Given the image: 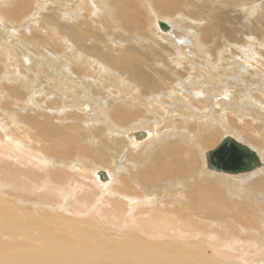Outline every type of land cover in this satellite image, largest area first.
Segmentation results:
<instances>
[{
  "label": "bare ground",
  "instance_id": "6f19581e",
  "mask_svg": "<svg viewBox=\"0 0 264 264\" xmlns=\"http://www.w3.org/2000/svg\"><path fill=\"white\" fill-rule=\"evenodd\" d=\"M107 1L0 0V66H4V70L12 68L15 69L14 73L16 71L12 75V72L3 70L5 75L0 78L3 81L0 84V99L4 100L9 93L14 100L19 99L16 92L12 93L17 82L20 89L28 91V97L35 101L38 88H32L33 84L46 92L52 91L48 92L50 94L58 93H55L56 96H45L43 102L38 101L35 105L30 102V106L23 107L25 114L21 116L22 120L31 118V122L38 126L36 129L40 133H34L37 138L35 141L45 142L47 146L44 148L49 152L48 155L58 162L49 160L48 164L47 160L42 159L44 156L35 155L37 152L34 151L30 152L27 161L37 166L31 164L25 167L17 156L15 158L19 163L10 162L6 156L0 159V180L5 182L1 185H6L4 187L9 188L10 193L16 192L20 196L16 197L15 202L6 201L3 197L0 199V228L7 226L6 232L0 230V261L16 258L29 263L38 260L42 263L49 260L51 263L53 260L77 261L80 258L83 262L86 258L97 260L95 258L101 257L107 260L117 256H131L141 260L142 264L143 261L149 262V259L155 262L165 260L164 264L175 261L182 264H193L196 261L198 264L200 259L208 261L211 258L210 255L205 257L208 251L203 248L206 244L199 238L196 239L198 245L193 240V247L179 254L173 251V244L150 239L165 236L172 238V235L178 234L186 236L189 241L192 236L196 237L211 229H206L197 221V215H202L206 220L216 221L218 225L221 222L232 227L231 236L224 229L221 231L225 235L220 231L213 232V229L211 234L210 231L208 233L210 237L205 233V240H211L212 249H216L215 258L231 260V257L244 253L241 260L243 263L238 262V259L231 263L250 264L258 260L264 264V249H253L262 241L261 236L255 230V233L246 236L247 231L253 228L259 229L263 225L264 229V139L256 133H249L240 124L231 123L229 117L232 115L226 117L227 113H234L244 125H250L257 131L261 124L264 130V101L261 100L262 103L259 97L264 98V73L260 71L261 66L264 68V57L259 48L264 49V43L251 34L246 37L248 43L245 45L244 41L240 44L239 38L235 40L240 41L239 44L231 42L222 33L214 38L210 32L209 35L201 34L202 28L210 22L201 17H197L199 19L196 22L191 21L192 25L185 23L189 18L176 22L171 18L169 22L172 26L169 23V29L162 32L155 25V21H163L162 18L154 21L146 8L156 1L163 11H167L168 6L174 3L169 4L166 0H144V9L141 10H134L130 0L129 5L126 0H118V3L113 0V5ZM190 1L180 5L187 6ZM218 1L217 5L223 2ZM225 2L230 5L236 1ZM245 2L239 1L245 13L256 10L255 5L245 8ZM191 4L185 10L192 14L195 8ZM176 8L177 5L171 6L168 11ZM99 10L105 18L106 14L108 16L104 29L100 22L94 20L95 12ZM250 15L253 14H247L248 22ZM131 16L136 21L133 23H137L136 29L129 24ZM227 30L230 27L225 28ZM219 37L226 50L230 47L232 51L216 46ZM37 54L41 56V63L36 65L39 59ZM47 61L48 69L44 68ZM19 65H23L24 70L28 68V75L22 74ZM32 72L31 77L29 74ZM57 100L60 101L53 107L50 103ZM75 111L79 117H76ZM141 132L143 135L140 137ZM224 134H232L238 139L231 137L242 143L254 144L250 147L263 165L253 170L255 172L252 174L245 172L242 173L245 175L237 177L207 170L208 149ZM4 141L8 151L12 145L24 149V146L18 145L19 140L17 143ZM108 157L117 166L109 172L104 169L108 178L102 180L99 175L101 170L98 169L108 163ZM109 179L111 182H101ZM134 185L149 197L137 198L139 193H136ZM156 188L161 191L166 189L169 195L171 193L184 201L175 202L174 197L175 203L165 210L156 201L159 195L155 194L153 198L157 204L150 200L151 191ZM29 195L56 205L49 207L44 201L30 202ZM128 199L139 201L136 200L137 203L131 209L125 210L129 205ZM69 205L74 206L75 212L89 213L90 217L86 220L88 223L93 224L100 218L105 220L108 217L116 226H133L138 230L137 234L151 237L150 241L146 240L143 245L126 246L125 243L133 239H127V235L131 234H128L129 228L127 233L119 232V228L114 231V235L105 233L102 236L99 235L102 230L97 231L96 228L92 231L94 236L87 233L89 227L70 235L68 232L60 233L59 230L51 231V227L56 228L58 225H51L53 220L47 216H56L54 213L60 210L67 211ZM25 221L30 223V228L24 226ZM49 224L50 229H46ZM134 228L131 229L134 231ZM118 241L124 242L122 244L125 248L118 249ZM80 242L92 245L81 247L78 245ZM94 242L98 248H92ZM187 244L190 245L191 241ZM110 246L118 250H112L114 248L110 249ZM84 249H90L92 254H87L89 251ZM221 261L225 262V259Z\"/></svg>",
  "mask_w": 264,
  "mask_h": 264
},
{
  "label": "rangeland",
  "instance_id": "374dc122",
  "mask_svg": "<svg viewBox=\"0 0 264 264\" xmlns=\"http://www.w3.org/2000/svg\"><path fill=\"white\" fill-rule=\"evenodd\" d=\"M107 1V0H106ZM113 0H109V1H107L108 2V4H109V2H111V5H113V2H112ZM117 3H118V0H115ZM134 5H133V9L134 10H137V9H139V10H141V9H144V0H130ZM169 4L170 3H174V5L176 6L177 5V10L175 9L174 11H168L170 8H171V6H174L173 4L171 5L170 4V6H168L169 8H168V10L167 11H163L162 10V7H161V5L159 4V3H156V1H153V3H152V6H148L147 8H146V10L148 11V15H149V17L150 16H153L152 18L154 19V21H155V19H159L160 17L162 18V20L164 21V22H166L167 24H169L170 22V20L169 19H171V18H173L172 20L173 21H180V20H183L184 19V21H185V18H189V19H186V25H188V23H189V25H192L193 24V22H191V21H195L196 22V20L197 19H199L200 17H201V19H206L207 21H210V22H208V25H206V27H204V28H202L203 29V31H202V33L201 34H203V33H206V35H209L208 33L210 32L211 34H212V36H213V38L214 37H217L218 36V34L219 33H222V34H224V35H226L225 36V38H227V39H229L231 42H234L236 39H238L239 38V40L241 41V43H240V41H235L236 43H240V44H242V42H243V44L245 45V44H247L248 43V41L246 40V37L247 36H249L250 34H251V36H254V37H256V39L259 41V42H261V43H264V0H245L246 2H245V8H247L248 6H250V5H255L254 7H255V9L256 10H253L252 9V11H249V12H246L245 13V11L242 9L243 7H241V6H239V1H241V0H239V1H237V0H235L236 2L234 3V4H226V2H225V0H223V2L222 1H220V2H222V4L221 5H217L218 3H219V1L218 2H216V0H191L190 2H189V4H191L192 6H194V8H195V10H194V12H192V14L191 13H189L188 11H186L185 10V8H187V6L189 5H187V6H185V5H180V4H185L188 0H175V1H170V0H166ZM197 1H199V2H197ZM201 1V2H200ZM244 0H242V2H243ZM126 3L129 5V1L128 0H126ZM161 3V2H160ZM236 3H237V5L238 6H236ZM251 3V4H250ZM145 4H147V3H145ZM194 4V5H193ZM225 4V5H224ZM27 5V4H26ZM210 6V7H209ZM53 7H56V6H54L53 5ZM182 7V8H181ZM216 7V8H215ZM218 7V8H217ZM241 7V8H240ZM26 8H28V6L26 7ZM167 8V7H166ZM198 8V9H197ZM211 8V9H210ZM178 9H180V10H178ZM212 9H214V10H212ZM221 9V10H220ZM234 9V10H233ZM182 10V11H181ZM259 12H258V11ZM157 11V12H156ZM161 13H160V12ZM177 11V12H176ZM183 12L182 14H181V12ZM210 11H212L211 13H210ZM230 11V12H229ZM43 12H45L46 13V11H43ZM217 12V13H216ZM261 12H263V13H261ZM96 14H95V16H94V20H96L97 22H100V26L102 27V29H104V26H105V22L107 23V21L106 20H108L107 18H108V16H107V14H106V17L107 18H105L104 16V14L99 10V11H96L95 12ZM98 13V14H97ZM152 13V14H151ZM157 13V14H156ZM166 13V14H165ZM198 13V14H197ZM209 13V14H208ZM215 13V14H214ZM253 14V15H250V22H248L247 21V14ZM151 14V15H150ZM197 14V15H196ZM47 15V14H46ZM84 15H86V13H84ZM143 15H145V16H147L145 13H143ZM154 15H155V17H154ZM169 15H174L173 17L171 16H169ZM179 15H181V16H179ZM45 16V15H44ZM101 16V17H100ZM103 16V17H102ZM140 16H141V14H140ZM140 16H139V19L141 20V18H140ZM165 16V17H164ZM253 16V17H252ZM256 16V17H255ZM142 17V16H141ZM197 17H199V18H197ZM207 17V18H206ZM53 18H54V16H53ZM92 18H93V16H92ZM160 18V19H161ZM176 18V19H175ZM179 20H178V19ZM194 18V19H193ZM212 18V19H211ZM55 19V18H54ZM134 18H133V16H131V22L129 23V24H131L132 25V27L133 28H135L136 29V26H137V23H133V22H136L135 21V19L133 20ZM253 19V20H252ZM105 20V21H104ZM137 20H138V18H137ZM205 20V21H206ZM95 21V22H96ZM213 21V22H212ZM138 22H139V20H138ZM198 23V22H197ZM219 23V25H220V27H219V25H217ZM201 24H204L205 25V23H201ZM232 24V25H231ZM103 25V26H102ZM155 25L159 28V30H161L162 32H164V30H162L161 28H160V26H159V23L158 22H156L155 21ZM170 26H172L171 25V23L169 24ZM217 25V26H216ZM209 26V27H208ZM211 26H212V28H211ZM202 27V26H201ZM216 27H217V29H216ZM228 27H230V30H227V31H225V28H228ZM247 27V28H246ZM188 28H190V27H188ZM212 29V30H211ZM216 29V30H215ZM245 29V30H244ZM215 30V31H214ZM217 30H219V31H217ZM232 30V31H231ZM237 30V31H236ZM213 32V33H212ZM239 34V35H238ZM241 34V35H240ZM256 35V36H255ZM7 36L8 35H6V38H7ZM220 36H221V34H220ZM232 36H234V37H232ZM238 36V37H237ZM241 36V37H240ZM237 37V38H236ZM221 38H222V36H221ZM221 38L219 37L218 38V43H217V47L219 48V49H222V50H226V47H225V45L222 43V41L223 40H221ZM232 38V39H231ZM259 38L260 39H262L261 41L259 40ZM219 39H220V42H219ZM242 39V40H241ZM226 44H227V42H225ZM222 44H223V47H221L220 48V46H222ZM213 48V47H212ZM260 48V51H261V55L264 57V49H263V47H259ZM233 49V48H232ZM232 49H230V47H229V49H227L228 51H232ZM216 50H217V48H216ZM226 50V51H227ZM262 52H263V54H262ZM227 53V52H226ZM228 54V53H227ZM38 56H36V57H39V59L37 58V63H36V61H35V63H36V65L37 64H40L41 63V61H40V58H41V56H40V54H37ZM18 58H20V57H18ZM44 60V59H43ZM47 60V59H46ZM39 62V63H38ZM48 63H47V65H45L44 66V68H46V69H48V67H46V66H49L48 64H49V61H47ZM26 63H24V65H25ZM32 64H34V62L32 63ZM35 65V66H36ZM26 66V65H25ZM19 67L21 68V72H22V74H27L26 73V71L28 70V68H27V70H24V66L22 65H19ZM4 68V66H0V78H2L5 74H4V71H8V73H11L12 75H14L15 73H16V71H15V73H14V70L15 69H12V68H10V69H6V70H4L3 69ZM263 68V66H261V68H260V71L262 72V73H264L263 71H264V68ZM4 70V71H3ZM3 72V73H2ZM30 72V71H29ZM41 74H43L42 72H40ZM3 74V75H2ZM32 74H33V72L32 73H30L29 74V76H31L32 77ZM28 75V74H27ZM261 75V74H260ZM34 76V75H33ZM4 78V77H3ZM32 79H34L35 80V78L33 77ZM33 80V81H34ZM41 80V79H40ZM0 84H2V80L0 79ZM262 81H263V84H264V80L262 79ZM34 82H38V81H34ZM17 85V86H16ZM38 85H41V83L40 82H38ZM15 89H12L13 90V92L12 93H15L16 92V96H19V99H17V100H14L11 96H9L10 95V93H9V95H7L6 96V100L4 99V100H1L0 101V140H1V138H2V140L0 141V144H1V146H0V153H2V154H0V159H4L5 158V156H6V159H8L10 162H17V163H24V165L23 166H31V164L32 165H35L34 163H32L31 161H27V160H29L28 159V157H29V154H30V152H33V153H35V152H37V153H35V155H38L39 156V154H40V156L42 157V156H44V157H42V159L43 160H47V163L48 164H50V161L49 160H52L53 159V157L51 158L50 157V154L48 155V151H46V149L44 148V146H47V144L44 142V143H40V141L38 142V141H35V140H37V138H36V134H34V133H40V131L38 130V129H36V128H38V126H36V125H34L31 121H32V119L30 118V120L29 119H23L22 120V118H21V116H23L22 114H25V111H24V109H23V107H25V106H30V102L32 103V104H36V103H38V101H41V102H43L44 100H45V96H51V95H55L56 96V94L55 93H57V92H55V93H48L49 91H44V89H42L41 87H39V86H36L35 84H33V85H31V86H33L32 88H34L35 90H36V88H38L36 91L38 92V93H36V101H35V99H30L28 96H29V92L27 91V92H25V89L24 88H22V90L20 89V86H19V82H17V83H15ZM31 86L30 87H28V88H31ZM19 87V88H18ZM41 89V90H40ZM2 90V85L0 86V92H2L1 91ZM4 90H5V88H4ZM21 90V91H20ZM43 91V92H42ZM55 91V90H54ZM40 92H41V94H40ZM45 92V93H44ZM50 92H52V91H50ZM28 93V94H27ZM47 93V95H43V94H46ZM58 94V93H57ZM10 98H9V97ZM41 96H42V98H41ZM0 97H2V95H1V93H0ZM260 97V101L262 100V101H264V98L262 97V96H259ZM38 98V99H37ZM51 99V98H50ZM21 100V101H20ZM24 102H23V101ZM32 100H34V101H32ZM25 101L27 102V103H25ZM54 101V100H53ZM60 100H57V101H55L54 103L53 102H49L53 107H55L56 106V104L59 102ZM261 101V102H262ZM21 102V103H20ZM6 103V104H5ZM15 103V104H14ZM19 104V106H17L18 104ZM263 103V102H262ZM28 104V105H27ZM232 104H234L235 106L237 105V106H241V105H238V104H236V103H232ZM23 105V106H22ZM8 108H7V107ZM10 106H12V107H10ZM17 107H20V108H18L17 109V111H16V108ZM33 107V106H32ZM12 109V110H10V109ZM22 111H21V110ZM5 110V111H4ZM19 111V112H18ZM24 111V112H23ZM21 112V113H20ZM7 113V114H6ZM10 113V114H9ZM16 115H15V114ZM74 113V112H73ZM4 114V115H3ZM20 114V115H19ZM47 114V113H46ZM74 114H77V116L76 117H79V114L75 111V113ZM234 113H231V114H229V113H227V115H226V117H229L230 115H232V116H230L229 117V119H231V120H229L231 123H233L234 125H241V126H243L249 133H252V134H254V133H256L260 138H262V139H264V134H262L261 132H264V130H263V128H261L262 126H260V125H258V128H257V131L255 130V129H253V128H251V126L250 125H244L243 124V122H241L240 121V119L239 118H236L237 116L235 115H233ZM9 115V116H8ZM13 115V116H12ZM27 115H31V114H29V113H27ZM17 116V117H16ZM11 117V118H10ZM14 117H15V119H14ZM19 117V119H17ZM30 117V116H29ZM3 118H4V120H3ZM10 118V119H9ZM7 119V120H6ZM238 119V120H237ZM15 120V121H14ZM27 120V121H26ZM238 122V123H235L236 121ZM247 120V119H246ZM3 121H4V123H3ZM7 121V122H6ZM9 121H10V123H9ZM235 121V122H234ZM248 121L249 122H251L252 120L251 119H248ZM3 123V125H2V123ZM20 122V123H19ZM22 122H24V124L22 123ZM21 123H22V126H21ZM57 123H59V124H61L60 123V121H58ZM256 124H258L257 122H255ZM7 125V126H6ZM13 125V126H12ZM17 126V127H16ZM25 126V127H24ZM35 126V127H34ZM248 127V129H247V127ZM260 126V127H259ZM16 127V128H15ZM8 128V129H7ZM21 128V129H20ZM31 128V129H30ZM18 129V130H17ZM20 129V130H19ZM33 129V130H32ZM13 130V131H12ZM32 130V131H31ZM254 130V131H253ZM3 131V132H2ZM11 131H12V133H11ZM38 131V132H37ZM5 132V133H4ZM14 132V133H13ZM16 132V133H15ZM17 132H18V134H17ZM33 133V134H32ZM12 134V135H11ZM17 134V135H16ZM226 134H224L222 137H221V139H219L218 141H217V143L216 144H214L213 146H212V148H209L208 149V151L209 150H212V149H214L215 147H217V145H219V143L221 142V140L223 139V137L225 136ZM230 136H233L234 138H236V139H238L236 136H234V135H232V134H229ZM6 139H5V138ZM16 137H17V140H16ZM20 137V138H19ZM12 138V139H11ZM34 138H36V139H34ZM3 139L4 140H7L6 142H11V143H17V141L19 140V144L18 145H21V146H24V149H20L19 147H16L15 145H12L10 148V151H8L9 149H7L6 148V146L4 145L5 144V141L3 142ZM10 139V140H9ZM34 139V140H33ZM240 140V139H239ZM22 142V143H21ZM243 142V141H242ZM245 144H248L249 146H251L252 145V147H253V145L254 144H251V143H247V142H244ZM25 145H27V146H25ZM31 145V146H30ZM5 146V147H4ZM15 146V147H14ZM30 146V147H29ZM33 146V147H32ZM29 147V148H28ZM39 147V148H38ZM255 147V146H254ZM36 149V150H35ZM37 149H39L38 151H37ZM29 150V151H28ZM20 151V153H19V155H18V152ZM7 152V153H6ZM5 153V154H4ZM23 154V155H22ZM2 156V157H1ZM8 156V157H7ZM17 156V157H16ZM22 156V157H21ZM18 158V159H20V161L19 160H17L16 158ZM50 158V159H49ZM62 158H64V157H62ZM112 158H110V157H108V163H106L105 165H101V167H99V169L98 170H106L107 172H109V171H112V170H115V168H116V166H117V164H114V163H112V161H113V159L111 160ZM204 159H205V154H204V156H203V161H204ZM19 161V162H18ZM27 161V162H26ZM33 161H34V159H33ZM52 161H56V162H58L55 158H54V160H52ZM30 162V163H29ZM204 163V162H203ZM26 164V165H25ZM35 166H37V165H35ZM110 166H111V168H110ZM105 167H108V168H105ZM113 167V168H112ZM115 167V168H114ZM204 167L205 168H207V166H205L204 165ZM110 168V169H109ZM210 168H207V170H209ZM210 171H212L213 172V170H211L210 169ZM257 171V170H256ZM255 171H250V172H246L245 174H252V173H254ZM215 173H219V172H216L215 171ZM222 174H225V175H227L228 177H232V176H234V177H237V176H242V175H245V174H242V173H240V175H238V174H227V173H222ZM122 176H124L123 174H122ZM121 179V178H120ZM0 199H6V201H8L9 200V202L11 201V202H15L16 200H17V198H20V196L18 195V193H14V192H11L10 193V189L9 188H5L4 186H6V185H1L2 183L3 184H5V182H3L2 180H0ZM102 183H107V182H111L110 181V179L109 180H107V181H101ZM122 182V181H121ZM120 184H122V183H120ZM123 185V184H122ZM3 187V188H2ZM135 187V188H134ZM134 189H135V191H136V193L138 194L137 196V198H142L143 196H147V195H144V193L143 192H141V190H140V187H138V186H136V185H134ZM133 188H130V189H132L133 190ZM136 188H137V190H136ZM157 190H155V189H153L152 191H151V196H152V198H150V200H151V202L152 203H154V204H157V202H158V205L161 207V208H163V209H165V210H168L169 209V206H171V204H173V203H175V202H177V200H178V202H180V198L178 197V199L175 197V196H173V195H171V193H170V195L172 196L171 198H169L170 197V195H169V192H168V190H162V191H164L165 193V195L163 194V192L159 189V188H156ZM3 190H5V191H3ZM162 192H160V191ZM8 191V192H7ZM159 193H158V192ZM7 193V194H6ZM3 194V195H2ZM6 194V195H5ZM17 194V195H16ZM155 194L156 195H159L158 196V199H161L160 201L157 199L156 201V203H155ZM163 194V195H162ZM5 195V196H4ZM160 195H161V197H160ZM166 195H168L167 197H166ZM6 196H7V198H6ZM22 196H23V194H22ZM26 196V195H25ZM3 197V198H2ZM17 197V198H16ZM24 197V196H23ZM22 197V198H23ZM147 197H149V195L147 196ZM176 199H175V198ZM29 201L30 202H36V203H39L40 201H41V203H43V201L49 206V207H51V205L53 206H55L56 204H54V203H52V202H47L46 200H42V199H39V198H37V197H35V196H33V195H29ZM33 198H35V199H33ZM154 198V199H153ZM24 199V198H23ZM34 201H33V200ZM69 199V198H68ZM139 199H131V200H129L128 199V203H129V205L127 204V207H126V209L125 210H129V209H131L132 208V206H134L136 203H137V201H139ZM173 199H175L174 201H173ZM133 200L135 201V202H133ZM137 200V201H136ZM171 200L173 201L172 203H171ZM154 201V202H153ZM182 201H184V199H182L181 200V202ZM130 202H132V203H130ZM162 202V203H161ZM66 203V201H64V204ZM165 205H164V204ZM137 206V205H136ZM165 207V208H164ZM74 208V206H72V207H70V205L68 206V208H67V211H63V210H60V211H58L57 213H54V215H56V216H47V218L48 219H51V220H53V222H51L50 223V221H49V223L52 225L53 223L55 224V225H58L56 228L55 227H51V231L52 230H59V232L60 233H63V232H68L69 233V235L71 234V233H73V232H77V230L79 231V230H86L88 227L90 228V230H89V228L86 230V231H88L87 233H90L91 235H95L94 234V232H92V231H94L95 230V228H96V230L97 231H101L102 230V232H101V234H99V235H103V234H105V233H109V234H113L114 235V231H117L119 228V232H121V233H127V231L129 230V232H128V234L129 233H131V234H129V235H127V239L129 240V238L130 239H132V242H129L128 241V243L126 242L125 243V245L127 246V245H130V246H134V245H138V244H144L145 243V241L146 240H149V238H151V237H148V236H145L143 233H141L140 235L139 234H137L138 233V230L137 229H135L133 226H131V225H117L116 226V223H114V221L112 222V220H110V218H105V220H106V222H105V220H104V218L102 219V218H100L99 219V221L98 222H96V223H93V224H91V222H89L88 223V221H86V220H88V218L90 217V214L89 213H81V211L79 212V211H77V212H75V210L73 209ZM70 209H71V211H70ZM34 211V210H33ZM42 212V211H41ZM69 212V213H68ZM87 212H89V211H87ZM75 214V215H74ZM79 214V215H78ZM82 216H81V215ZM87 214V215H86ZM66 215H67V217H66ZM70 215V216H69ZM72 215V216H71ZM74 215V216H73ZM84 215V216H83ZM201 215V214H200ZM69 216V217H68ZM75 216L77 217V218H79V219H77V218H75ZM198 217H196V219H198L197 221L198 222H200V224H202V225H204L205 227H206V229L207 228H211V229H207L206 230V232H203L204 234H201L200 233V235H198V236H192L190 239H189V241H191V244L189 245V244H187L189 241H188V239L187 238H185L184 236H180V235H178V234H176V236L175 235H172V238H171V236L169 237L168 235V237H153V238H151L150 240H152V241H156V242H158V243H160V242H162V243H168L169 245H172L173 246V251L177 254H179V253H182V252H187V251H189L190 250V247H193V243H195V244H197V240H198V238L200 239V241H202V242H205V244L208 246V248H206L207 246L205 245L204 246V248H203V250H205V251H208L207 252V254H205L204 256L205 257H209V255L211 256V258H209L208 259V261L209 260H212V261H207V260H199L198 261V264H201V262H203V264H224V263H228V264H232L233 262L232 261H234L235 262V260H240V261H238V262H242L243 261V257L245 256H243V254L241 255V257H240V255L239 256H235V258H233V257H231V260L230 259H228V258H224L225 259V262L224 261H221L220 262V260H224V259H220V258H215V253H217L216 252V249L214 250V249H212L213 248V246H211V240H205V238H207V237H205V233H206V235L209 233V231H210V234H211V231H212V229H213V232H214V230H216V231H220L221 233H223L224 234V232H222V231H224L225 230V232L226 231H228L227 232V234L228 235H230L231 236V229H232V227H229L228 225H227V223H226V225L229 227V229H227V226L224 224V223H222L221 224V222H219V225L217 224V222L216 221H210L211 219H207L206 220V217L205 216H203L202 217V215L201 216H199V215H197ZM45 217V216H44ZM72 217V218H71ZM46 218V217H45ZM75 219L76 221V223H74V220L72 221V220H70L69 221V219ZM85 218V219H84ZM133 218V217H132ZM200 218H204V220H206L205 222H204V220L203 221H201L202 219H200ZM83 221H82V220ZM68 220V221H67ZM200 220V221H199ZM64 223H63V222ZM80 221H81V223H80ZM108 221V222H107ZM111 221V222H110ZM87 222V223H86ZM202 222H204V223H202ZM208 222V223H207ZM210 222L212 223V225L210 224ZM216 224H215V223ZM29 225H28V224ZM102 223V224H101ZM22 224H23V222H22ZM24 226H26L27 228H30V223L28 222V221H25L24 222ZM48 225V226H46V229H50V226L51 225ZM64 224V225H63ZM68 226H67V225ZM75 224V225H74ZM95 224V225H94ZM108 224V225H107ZM111 226H110V225ZM213 224H215V225H213ZM66 225V226H65ZM82 225V226H81ZM217 225V226H216ZM220 225H222V226H220ZM223 225H224V227H223ZM85 226V227H84ZM115 226V227H114ZM213 226V227H212ZM219 226V227H218ZM63 227V228H62ZM69 227V228H68ZM79 227V228H78ZM83 227V228H82ZM113 227V228H112ZM127 227V228H126ZM3 228H4V230H3ZM3 228L1 229L0 228V230L1 231H5L6 232V230H7V226L5 227V226H3ZM6 228V229H5ZM91 228H93V229H91ZM129 228V229H128ZM131 228H134V231H133V229H131ZM219 228V229H218ZM75 229V230H74ZM121 229L122 230H126L125 232L123 231H121ZM128 229V230H127ZM221 229H222V231H221ZM224 229V230H223ZM112 230V231H111ZM244 230H246V229H244ZM254 230H255V232H256V234L258 233V235L259 236H261V238H262V241L260 240L259 241V245L261 246H257V248H253L254 250L255 249H259V248H261V249H264V229H263V225H261V227L259 228V229H257V228H253V229H251V230H249L250 231V233H249V231H247V234H246V236L247 235H249V234H253V232H254ZM261 230V231H260ZM0 231V232H1ZM91 231V232H90ZM109 231V232H108ZM7 232H9V231H7ZM134 232V233H133ZM212 232V233H213ZM219 232V233H220ZM231 232V233H230ZM254 232V233H255ZM98 233V232H97ZM230 233V234H229ZM259 233H261V234H259ZM46 234V233H45ZM50 234H54V235H56L54 232H50ZM135 234V235H134ZM9 235H11L10 233H9ZM132 235V236H131ZM138 235V236H137ZM178 235V236H177ZM209 235V234H208ZM207 235V236H208ZM213 235V234H212ZM221 235V234H220ZM225 235V234H224ZM51 236V235H50ZM175 236V237H174ZM181 238H180V237ZM203 236V237H202ZM211 235H209L208 237H210ZM214 236H215V234H214ZM183 237H184V239H183ZM232 237H233V234H232ZM145 238V239H144ZM165 238V239H164ZM239 238V237H238ZM139 239V240H138ZM172 239H174L175 241L174 242H172ZM177 239V240H176ZM181 239V240H180ZM182 239H183V241H182ZM187 239V240H186ZM197 239V240H196ZM140 240H142V241H140ZM144 240V241H143ZM149 240V241H150ZM160 240V241H159ZM194 240V241H193ZM238 240V239H237ZM59 241H63V240H61V239H59ZM182 241V242H181ZM188 241V242H187ZM192 241H193V243H192ZM212 241H213V239H212ZM64 242V241H63ZM78 242V241H77ZM142 242V243H141ZM179 242H181V243H179ZM207 242V243H206ZM253 242H254V240H253ZM257 242H258V239H257ZM67 243V242H66ZM88 243H90V242H88ZM117 244H118V246L119 247H117L118 249L119 248H125V245L124 244H122V243H124V242H122V243H119V241L118 242H116ZM186 245H184V244ZM132 244V245H131ZM181 244V245H180ZM78 245L80 246L81 245V247H89V245H92V244H83L82 242H80V243H78ZM95 245V246H94ZM121 245V246H120ZM178 245V246H177ZM198 245V244H197ZM96 246H98L95 242L93 243V246H92V248L93 247H95V248H98V247H96ZM124 246V247H123ZM31 247V246H30ZM101 247V246H100ZM137 247V246H136ZM162 247V246H161ZM186 247V248H185ZM109 248V247H108ZM107 248V249H108ZM112 248H114V249H112ZM116 247H111L110 246V249H112V250H116L115 249ZM163 248V247H162ZM177 248V249H176ZM117 249V250H118ZM136 249V248H135ZM250 249V248H249ZM248 249V250H249ZM85 251H89L90 249H84ZM180 251V252H179ZM5 253V252H4ZM3 253V254H4ZM3 254H1V255H3ZM87 254H92L90 251L87 253ZM218 255V254H217ZM214 256V257H213ZM119 256H117L116 258H106L107 260H105V258H101V257H99V258H95V259H97V260H94V258H86V259H84L85 261H80V260H82V259H80L79 257V259H77V261L76 260H74V261H72V260H70V261H67V260H64V259H62V260H53V261H51V263L49 262V260L47 261V263L46 262H44V263H42V262H39V260L38 261H35L37 264H55V262H56V264H109V262L111 263V264H118V262H119V264H138L141 260H137V258H133V257H131V256H129L130 257V259H129V257L128 258H126V256L125 257H120V258H118ZM213 257V258H212ZM124 258V259H123ZM127 260H126V259ZM240 258V259H239ZM101 259V260H100ZM103 259H104V261H103ZM207 259V258H206ZM220 259V260H219ZM109 260V261H108ZM119 260V261H118ZM136 260V261H135ZM215 260V262H213ZM226 260H228V261H226ZM242 260V261H241ZM9 261V262H8ZM29 261V260H28ZM76 261V262H75ZM89 261V262H88ZM113 261V262H112ZM149 262H145V261H143V264L145 263V264H158L159 262V264H164L166 261L164 260V261H156L155 262V260H148ZM168 261V260H167ZM173 261V260H172ZM179 261H181V260H179ZM193 261V260H192ZM248 261V260H247ZM6 262V263H5ZM14 262V263H13ZM29 263V262H25V261H20L19 259H12V258H5L4 260H2V261H0V264H3V263H5V264H23V263H25V264H36V263ZM57 262H59V263H57ZM85 262V263H84ZM115 262V263H114ZM124 262V263H123ZM134 262V263H133ZM142 262V261H141ZM139 263V264H142V263ZM158 262V263H157ZM169 262H171V261H169ZM182 262V261H181ZM213 262V263H212ZM232 262V263H231ZM237 262V263H238ZM248 262H250V261H248ZM172 264H182V263H180V262H177V261H175V262H171ZM193 264L195 263V264H197L196 263V261H193L192 262ZM243 263V262H242ZM260 264L259 263V261L257 260L256 262L255 261H253V263H251L250 262V264ZM167 264V263H166ZM170 264V263H169Z\"/></svg>",
  "mask_w": 264,
  "mask_h": 264
},
{
  "label": "water",
  "instance_id": "95a60500",
  "mask_svg": "<svg viewBox=\"0 0 264 264\" xmlns=\"http://www.w3.org/2000/svg\"><path fill=\"white\" fill-rule=\"evenodd\" d=\"M162 30L169 29V25L163 21H159ZM143 133H139L141 137ZM207 166L213 171L240 174L250 172L263 165L257 156V153L247 144L237 141L233 137L227 135L223 137L219 145L209 150L206 155ZM100 178L105 180L108 178L104 170L99 171Z\"/></svg>",
  "mask_w": 264,
  "mask_h": 264
}]
</instances>
